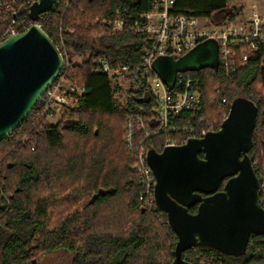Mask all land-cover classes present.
<instances>
[{"label":"trees","instance_id":"16d2710c","mask_svg":"<svg viewBox=\"0 0 264 264\" xmlns=\"http://www.w3.org/2000/svg\"><path fill=\"white\" fill-rule=\"evenodd\" d=\"M174 7L179 13L208 17L211 24L238 16L228 0H176ZM28 8L26 0H0V32L20 15L31 24ZM148 9L149 0H70L68 6L58 0L37 19L53 43L62 36L68 54L65 77L84 86L85 92L76 109L42 131V107L37 103L0 142V264H43L57 251L70 254L69 264H171L176 235L156 204L147 207L138 201L139 180L123 142L129 115L153 122L150 92L139 79L130 78L126 103L119 105L107 75L92 73L100 58L129 63L146 45L143 34L110 33L94 24V18H109L118 11L129 20ZM192 74L201 83V110L195 117L203 127L217 130L237 97L257 106L247 155L257 172L263 170V56L255 54L245 68L227 78L220 68ZM216 87L224 88L226 107L211 101ZM23 136L29 145L18 143ZM167 140L168 136H156L148 148L161 152ZM187 209L193 213L196 207ZM182 256L194 264H264V236H251L240 256L205 246Z\"/></svg>","mask_w":264,"mask_h":264},{"label":"water","instance_id":"95a60500","mask_svg":"<svg viewBox=\"0 0 264 264\" xmlns=\"http://www.w3.org/2000/svg\"><path fill=\"white\" fill-rule=\"evenodd\" d=\"M56 1L36 0L29 9L30 18L36 21ZM62 66L60 52L36 24L0 43V142L27 119ZM217 67L214 39H206L178 57L162 55L152 62V69L169 89L177 73ZM256 118L257 106L237 97L217 130L165 146L161 152L148 150L155 203L177 238L171 264H194L182 255L196 246L240 256L251 236H264L258 179L247 155ZM195 205V212H189L187 208Z\"/></svg>","mask_w":264,"mask_h":264},{"label":"built area","instance_id":"2783aa9c","mask_svg":"<svg viewBox=\"0 0 264 264\" xmlns=\"http://www.w3.org/2000/svg\"><path fill=\"white\" fill-rule=\"evenodd\" d=\"M35 1L26 0L28 14ZM175 1L149 0V9L129 20H125L118 11L112 17L103 18L101 23L110 33L127 31L143 34L146 45L134 61L111 64L107 59L100 58L92 70L94 74L107 75L113 90L118 86L117 82L124 81L130 86L129 79L137 78L150 92L153 122L140 114H131L125 122L123 135L124 145L131 154V170L139 180L138 201L147 207L156 204L155 177L147 162L150 149L148 145L159 135L168 136L165 146H170L183 144L190 138L203 137L212 131L203 127L204 122L195 117L200 112L202 103L199 77L192 74L193 72L177 73L173 87L169 89L152 69L153 60L162 55L178 57L206 39L217 42V68L222 70L226 78L245 68L255 54L264 58V13L260 11L256 1L249 4L245 17L220 24H211L208 17L177 12ZM69 2L70 0H61L66 6ZM44 14L46 13L41 14L40 18H44ZM37 22L38 20L28 23L24 15L12 18L0 32V43L12 35L25 32L32 24L40 26ZM54 44L61 54L63 66L38 102L42 107L43 118L40 131L45 126L55 125L62 116L75 109L85 92L84 86H79L65 77L68 54L61 35L55 37ZM137 87L135 84L134 88ZM211 101L218 107L227 106L228 100L223 87L213 90ZM27 141L25 136L18 139V143L22 145H29ZM30 150H34V145H30ZM253 168L258 179L257 194L264 209V169L257 172L255 164Z\"/></svg>","mask_w":264,"mask_h":264},{"label":"rangeland","instance_id":"374dc122","mask_svg":"<svg viewBox=\"0 0 264 264\" xmlns=\"http://www.w3.org/2000/svg\"><path fill=\"white\" fill-rule=\"evenodd\" d=\"M261 11L264 12V4H263V8H262V5H261ZM115 13L116 12H114V14ZM241 15H244V14L241 13ZM103 18L105 19V18H108V17H99L98 16V17L94 18L93 23L94 24L103 25L101 23V20ZM103 26H105V25H103ZM117 83H118V86L115 88V90L112 89L113 100H115L117 102V104H119V105H125L126 100H127V91L130 89V86H129V84L127 82H124V81H119ZM111 88H112V85H111ZM133 89H135V88L133 87ZM77 107L78 106H76L75 109ZM70 111H72V110H70ZM94 134H95V136L98 134V129L97 128L94 129ZM69 260H70V254L69 253L64 252V251H57V252H54V253L50 254L49 256H46L43 259V264H69Z\"/></svg>","mask_w":264,"mask_h":264},{"label":"crops","instance_id":"0c3cea01","mask_svg":"<svg viewBox=\"0 0 264 264\" xmlns=\"http://www.w3.org/2000/svg\"><path fill=\"white\" fill-rule=\"evenodd\" d=\"M252 1H256L260 11H261V5H262V8H263V4H264V0H228V5L229 6H233L237 9L238 11V18H242V17H245L248 13V7H249V4L252 2ZM263 2V3H262ZM262 12V11H261ZM241 13H243L244 15H241ZM264 13V12H262ZM75 62H77L78 60L76 58L73 59Z\"/></svg>","mask_w":264,"mask_h":264},{"label":"flooded vegetation","instance_id":"af4514ba","mask_svg":"<svg viewBox=\"0 0 264 264\" xmlns=\"http://www.w3.org/2000/svg\"><path fill=\"white\" fill-rule=\"evenodd\" d=\"M252 165H253V163H252ZM223 183H225V180H224V182ZM220 190V189H219ZM202 196H204V194H202ZM194 207H196L197 208V205H195Z\"/></svg>","mask_w":264,"mask_h":264}]
</instances>
